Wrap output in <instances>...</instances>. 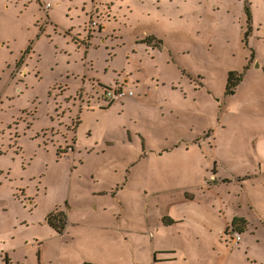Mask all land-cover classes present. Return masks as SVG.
<instances>
[{
  "label": "rangeland",
  "instance_id": "rangeland-1",
  "mask_svg": "<svg viewBox=\"0 0 264 264\" xmlns=\"http://www.w3.org/2000/svg\"><path fill=\"white\" fill-rule=\"evenodd\" d=\"M155 262L264 264V0H0V264Z\"/></svg>",
  "mask_w": 264,
  "mask_h": 264
},
{
  "label": "trees",
  "instance_id": "trees-1",
  "mask_svg": "<svg viewBox=\"0 0 264 264\" xmlns=\"http://www.w3.org/2000/svg\"><path fill=\"white\" fill-rule=\"evenodd\" d=\"M252 7H245V12L248 16V24H247V27H248V30L246 31V37H248L251 32H252V27L250 25V23H252ZM95 24V23H94ZM139 45H151L153 44L152 46L153 47H156V48H159L161 49V45H163V41L159 40L156 36H147L145 38H142L140 39ZM253 55H256L255 51H253L252 53V57L255 58V56ZM243 80V76L241 73H238L236 71H231L230 74H229V77H228V82H227V90L229 93H234L236 87L242 82ZM105 90H109L111 88L109 87H106L104 86ZM109 101H113V100H110ZM167 214H169L168 211H166ZM66 211H59V210H56L54 211L53 213H50L46 216V221L47 223L49 224V226L58 234H62L65 229H66V226H67V216H66ZM163 222L166 224V223H169V224H172L173 221L172 219L169 217V216H166V217H163ZM175 224V222H174ZM234 225H239L240 227L238 228L239 231H242L244 226L247 225V222L243 219H235L234 221ZM159 252H156V254H158Z\"/></svg>",
  "mask_w": 264,
  "mask_h": 264
},
{
  "label": "built area",
  "instance_id": "built-area-1",
  "mask_svg": "<svg viewBox=\"0 0 264 264\" xmlns=\"http://www.w3.org/2000/svg\"><path fill=\"white\" fill-rule=\"evenodd\" d=\"M134 91L132 89H128L126 86H119L116 89H109L105 91L104 97L107 100H113L116 97L123 96H133ZM236 240H241V235L236 233Z\"/></svg>",
  "mask_w": 264,
  "mask_h": 264
},
{
  "label": "crops",
  "instance_id": "crops-1",
  "mask_svg": "<svg viewBox=\"0 0 264 264\" xmlns=\"http://www.w3.org/2000/svg\"><path fill=\"white\" fill-rule=\"evenodd\" d=\"M129 82H130V80H128ZM128 82V83H129ZM144 152H146V147H144ZM56 210H59V211H61L59 208H57V209H55L54 211H56ZM53 211V212H54ZM63 211V210H62ZM53 212H51V213H53ZM50 214V213H49ZM66 216H67V226H68V220H69V216H68V213L66 212ZM48 215V214H47ZM46 215V216H47ZM45 221H46V218H45ZM46 223H47V221H46ZM48 224V223H47ZM48 226H49V224H48ZM66 226V229H65V231L62 233V234H58V233H56L50 226V229L52 230V233L53 234H55V235H58V236H62V235H64V234H66L67 233V230H68V227ZM168 253H171V252H168ZM165 256H169V257H171V258H173V256L172 255H165ZM164 258V257H163ZM167 261H170V260H167ZM156 262H158V261H156ZM156 262H155V264H156Z\"/></svg>",
  "mask_w": 264,
  "mask_h": 264
},
{
  "label": "flooded vegetation",
  "instance_id": "flooded-vegetation-1",
  "mask_svg": "<svg viewBox=\"0 0 264 264\" xmlns=\"http://www.w3.org/2000/svg\"><path fill=\"white\" fill-rule=\"evenodd\" d=\"M171 260V258H165L163 261Z\"/></svg>",
  "mask_w": 264,
  "mask_h": 264
}]
</instances>
